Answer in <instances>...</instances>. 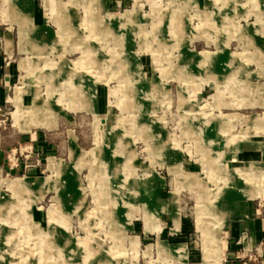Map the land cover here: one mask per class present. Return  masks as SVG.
Wrapping results in <instances>:
<instances>
[{"label":"rangeland","instance_id":"obj_1","mask_svg":"<svg viewBox=\"0 0 264 264\" xmlns=\"http://www.w3.org/2000/svg\"><path fill=\"white\" fill-rule=\"evenodd\" d=\"M263 63L264 0H0V264H264Z\"/></svg>","mask_w":264,"mask_h":264},{"label":"crops","instance_id":"obj_2","mask_svg":"<svg viewBox=\"0 0 264 264\" xmlns=\"http://www.w3.org/2000/svg\"><path fill=\"white\" fill-rule=\"evenodd\" d=\"M38 27L40 26V25H37ZM36 26V27H37ZM20 37V36H19ZM19 50H21V46H20V39H19ZM202 51H207V50H202ZM199 52H201V51H199ZM209 52H211V51H209ZM212 62V61H211ZM21 63V62H20ZM260 68H261V72L259 73L260 75H264V63L262 64V65H260ZM245 72H247V70H245ZM11 76V71H9L6 75H5V78L7 77V81H8V79H9V77ZM211 77V76H210ZM15 88V87H14ZM247 90H248V88H247ZM15 96V95H14ZM243 99L244 100H248V101H250V99L251 100H254L251 96H250V94H249V92H248V95H247V97H243ZM263 99V98H262ZM24 100L26 101V98L24 97ZM248 101H246V102H248ZM263 101H264V99H263ZM223 104V105H222ZM257 104V103H256ZM230 105V103L229 102H227V101H222V103H221V106H229ZM232 105V104H231ZM259 105V104H258ZM254 106H256V105H254ZM259 106H261V105H259ZM194 109H195V107H194ZM193 109V110H194ZM68 110V109H67ZM192 110V112L193 113H196V110L195 111H193ZM200 111V110H199ZM88 112V111H87ZM91 113V112H90ZM105 113V112H104ZM103 113V114H104ZM93 116H94V114L93 113H91ZM97 114L99 115V116H101L100 114H99V112H98V110H97ZM211 114H213V113H207V114H204L206 117H207V115H211ZM226 114H230L231 116H233V115H235V114H239V115H241V116H243L241 113H226ZM204 116V117H205ZM95 118V117H94ZM206 120H207V118H206ZM207 122V121H206ZM210 125V124H209ZM210 126H213V124L212 125H210ZM214 127V126H213ZM215 127H220V126H216L215 125ZM72 131H70V133H71ZM42 138V134H37V139H41ZM70 138H71V134H70Z\"/></svg>","mask_w":264,"mask_h":264},{"label":"built area","instance_id":"obj_3","mask_svg":"<svg viewBox=\"0 0 264 264\" xmlns=\"http://www.w3.org/2000/svg\"><path fill=\"white\" fill-rule=\"evenodd\" d=\"M13 155L10 157L11 160H14L15 162L17 161L16 157H15V152L12 153Z\"/></svg>","mask_w":264,"mask_h":264},{"label":"bare ground","instance_id":"obj_4","mask_svg":"<svg viewBox=\"0 0 264 264\" xmlns=\"http://www.w3.org/2000/svg\"><path fill=\"white\" fill-rule=\"evenodd\" d=\"M19 105V104H18ZM67 256V255H66Z\"/></svg>","mask_w":264,"mask_h":264}]
</instances>
